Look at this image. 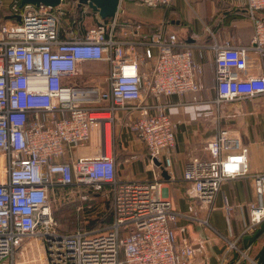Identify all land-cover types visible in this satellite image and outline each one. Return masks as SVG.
<instances>
[{
  "label": "built area",
  "instance_id": "built-area-1",
  "mask_svg": "<svg viewBox=\"0 0 264 264\" xmlns=\"http://www.w3.org/2000/svg\"><path fill=\"white\" fill-rule=\"evenodd\" d=\"M134 1L148 7L172 3ZM243 4L254 26L250 45H213L217 105L264 94V76H241L249 54L264 58V20L256 15L264 14V0ZM120 5L114 18L101 20L77 38L62 32L61 23L74 7L85 10L78 1L61 0L53 7L0 0V264H194L205 241L179 240L175 224L181 217L197 220L228 241L220 264H228L234 252L251 258L253 244L241 248L239 238L225 237L209 219L224 181L249 172L248 148L240 135L221 129L207 144L210 158L186 164L184 179L206 206L205 218L181 212L159 192L157 180L118 178L112 140L108 143L115 113L139 111L132 127L144 140L150 162H161L171 174L176 124L162 98L205 88L202 65L177 34L160 30L142 51L118 35ZM86 61L109 63V88L70 82ZM94 127L101 132L99 150L66 160L71 149L89 142ZM253 179L255 199L245 232L264 223V173ZM85 185L96 193L108 188L107 223L60 232L51 195L55 189Z\"/></svg>",
  "mask_w": 264,
  "mask_h": 264
},
{
  "label": "crops",
  "instance_id": "crops-1",
  "mask_svg": "<svg viewBox=\"0 0 264 264\" xmlns=\"http://www.w3.org/2000/svg\"><path fill=\"white\" fill-rule=\"evenodd\" d=\"M135 4L155 8L158 14H153L151 10V14L140 15L135 8H125L124 0H121V12L117 19V27L120 28V31L117 30L118 35H124L125 39L136 44L137 50L142 51L144 45L160 30L177 34L192 50L194 59L202 65L200 80L205 88L199 92L162 98L176 124V146L170 179L162 175L161 166L150 162L144 140L132 127L139 111L118 110L110 129L117 176L122 181L136 180L141 183L157 180L159 192L172 199L181 212L205 218L206 206L184 179L186 164L192 158L208 160L210 154L207 144L217 137L221 129L240 135L248 148L249 172L224 181L209 219L212 226L225 237L230 240L239 238L238 245L241 248L251 244L256 248L261 238L254 240V236L260 226L245 230L250 225L249 204L255 199L253 178L256 174L264 173V94L217 105L216 51L213 47L215 42H229L240 47L250 45L254 26L249 12L243 0H172L170 6L158 7ZM95 14L100 21L106 20L98 12L95 11ZM138 25L139 29L136 28ZM92 65L98 67L96 74L89 72ZM247 66L242 77L264 76L263 57L249 54ZM109 73L108 62L86 61L80 63L79 73L70 82L98 90L106 89L109 88ZM94 76L97 79L93 82L91 79ZM100 142V129L94 127L89 142L71 149L65 159L94 155L99 150ZM99 197L108 199L110 205L106 192H101ZM84 209L81 210L83 214ZM175 227L179 240L188 239L193 244L205 241L204 252L196 256L194 264H220L228 250V241L210 227L189 217L179 218ZM231 258H239L238 253H232Z\"/></svg>",
  "mask_w": 264,
  "mask_h": 264
},
{
  "label": "rangeland",
  "instance_id": "rangeland-1",
  "mask_svg": "<svg viewBox=\"0 0 264 264\" xmlns=\"http://www.w3.org/2000/svg\"><path fill=\"white\" fill-rule=\"evenodd\" d=\"M135 3L136 2L134 0H124L125 8H135L140 15H146L147 13H150L151 10H153V14H158L157 9L155 8L151 9L144 6H139ZM77 9L79 8L74 7V9H72V13L68 12L63 15L61 31L64 33L67 32L71 36L79 38L86 30L94 28L96 25H98L100 19L95 14V11L87 5L85 7V10H83L82 8L80 9V13H76L77 15H75V19H72V17L70 18V15L73 14ZM116 30L120 31L119 26L116 28ZM89 69L91 70L89 71L90 73L96 74L98 67L92 65ZM96 79L97 76H94L91 81L94 82L96 81ZM110 129L111 128L109 127V146L111 144ZM107 191L108 188L104 187L100 191H98V193H96L97 191L92 185L73 187L72 189H55V194L51 195V206L54 218L58 225V230H60V232H67L75 230L82 226H93L92 220L101 218V216H103L109 210L108 199L103 200L99 197L101 192ZM83 194H87L89 198L87 200H83L80 197V195ZM81 204L84 205L85 208L84 214L82 213V211L77 210V207ZM263 241L264 237L259 241V244L256 245V248L253 247L250 250L249 256L251 258H233L231 259V261H229L228 264H255V256L258 253ZM33 242H35L34 239ZM39 242L42 246L43 241L40 240ZM42 248L44 249V247ZM30 264L37 263L31 262Z\"/></svg>",
  "mask_w": 264,
  "mask_h": 264
},
{
  "label": "water",
  "instance_id": "water-1",
  "mask_svg": "<svg viewBox=\"0 0 264 264\" xmlns=\"http://www.w3.org/2000/svg\"><path fill=\"white\" fill-rule=\"evenodd\" d=\"M78 1L80 5H87L94 11L98 12L103 19L114 18L119 10L120 0H73ZM46 4L53 7L58 6L61 0H21V6L25 4ZM257 17L264 20V14L256 13ZM18 19H20L18 17ZM157 165L162 168V175L166 179H170L168 171L162 166L161 162L155 161ZM255 264H264V241L255 256Z\"/></svg>",
  "mask_w": 264,
  "mask_h": 264
},
{
  "label": "trees",
  "instance_id": "trees-1",
  "mask_svg": "<svg viewBox=\"0 0 264 264\" xmlns=\"http://www.w3.org/2000/svg\"><path fill=\"white\" fill-rule=\"evenodd\" d=\"M79 9H77L73 14L70 15V18L72 17V19H75V15H77L78 13H80V9H82V6L77 7ZM77 13V14H76ZM110 18H106V20H109ZM111 212L110 210H108L103 216H101V218H97V219H93L92 220V225L93 227H100L103 226L107 223V219L109 218ZM84 227V226H82ZM69 232V231H67ZM264 237V223L260 225V227L255 231V236H254V240H256L257 238H263Z\"/></svg>",
  "mask_w": 264,
  "mask_h": 264
},
{
  "label": "bare ground",
  "instance_id": "bare-ground-1",
  "mask_svg": "<svg viewBox=\"0 0 264 264\" xmlns=\"http://www.w3.org/2000/svg\"><path fill=\"white\" fill-rule=\"evenodd\" d=\"M108 138H109V129H108Z\"/></svg>",
  "mask_w": 264,
  "mask_h": 264
}]
</instances>
